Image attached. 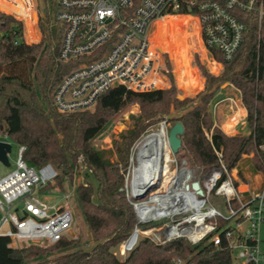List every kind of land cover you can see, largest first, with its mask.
Returning a JSON list of instances; mask_svg holds the SVG:
<instances>
[{
  "label": "trees",
  "instance_id": "1",
  "mask_svg": "<svg viewBox=\"0 0 264 264\" xmlns=\"http://www.w3.org/2000/svg\"><path fill=\"white\" fill-rule=\"evenodd\" d=\"M55 15L47 12L41 17L42 39L28 43L23 23L0 11V137L7 136L12 142L26 146L23 159L29 165L40 168L52 164L61 169V174L46 190L55 186L61 189L65 177L73 179L79 158L97 181L96 188L88 182L77 186L95 245L88 250L57 255L51 261L55 264H175L181 260L184 264H237L227 248H216L208 240L198 244L185 239L157 243L143 237L124 258H119L114 249L136 223L133 206L124 190L130 148L150 127L166 120L172 106L177 114L167 123L181 122L184 127L180 158L205 173L220 166L216 151L222 153L223 164L229 171L237 168L244 156L252 155L254 169L264 179V17L260 20L257 12L239 13L246 28L233 59L226 60L221 51L210 49L222 63L221 74L212 75L197 60L206 82L195 98L180 99L174 87L134 91L115 86L98 99L93 111L63 113L54 106V90L88 58L67 63L59 60L63 27L53 29ZM24 20L28 39H37V34L29 29L30 20ZM225 83L240 92L247 111L248 133L228 135L215 124L211 104ZM133 104L140 106V113L133 116L132 127L113 141L116 155L113 160L112 153L97 149L93 143L110 129L116 116ZM74 243L63 238L47 248L36 244L12 246L8 237L0 236V264H46L43 260L33 263L29 260L43 257L49 251L64 250Z\"/></svg>",
  "mask_w": 264,
  "mask_h": 264
},
{
  "label": "built area",
  "instance_id": "2",
  "mask_svg": "<svg viewBox=\"0 0 264 264\" xmlns=\"http://www.w3.org/2000/svg\"><path fill=\"white\" fill-rule=\"evenodd\" d=\"M56 1L55 21L63 27L59 60L88 58L54 90V106L63 113L94 109L98 99L115 86L157 89L162 70L150 37L156 23L167 16L191 17L204 47L218 49L226 60L234 58L243 42L246 26L239 13L257 12L260 20L264 17V0ZM37 8L36 0H0V9L23 19H32ZM25 150L26 146L19 145L15 169L0 177V236L8 237L11 245L14 241L19 246L52 245L71 235L70 197L64 195L60 203L51 204L40 195L59 172L52 164L29 165L23 159ZM135 154L124 190L136 223L116 255L127 256L146 237L157 243L208 240L216 248H227L237 264H259L264 259L260 237L263 177L260 188L253 190L241 171L224 166L218 151L220 166L205 173L181 160L171 148L168 158L144 170ZM143 175L149 177L148 183L158 181L159 187L144 200H136L142 186L134 190L133 180ZM195 182L201 193L193 187ZM213 198H220L223 208Z\"/></svg>",
  "mask_w": 264,
  "mask_h": 264
},
{
  "label": "rangeland",
  "instance_id": "3",
  "mask_svg": "<svg viewBox=\"0 0 264 264\" xmlns=\"http://www.w3.org/2000/svg\"><path fill=\"white\" fill-rule=\"evenodd\" d=\"M36 2L38 8L36 9L35 14L31 15L33 18L28 19L30 20L31 25L29 29L37 34V39H28L26 20L14 16L23 23L24 38L28 43H38L41 41L42 32L39 25L41 17H43L47 12H49L51 15H54L58 8L56 0H36ZM1 10L3 9H0V11ZM2 12L5 11L3 10ZM5 13L10 14L8 12ZM196 26V22L189 17H177L169 19L167 23H164V25L156 23L150 37L152 48L158 52V61L162 70L160 76L161 82L157 88L168 89L174 87L176 88L177 95L180 99L195 98L205 88L206 78L203 76L200 68L198 67L197 60L205 65L208 71L214 76L221 74L223 68L222 63L218 62L210 50H207L204 47L198 33V26ZM53 27V29L56 30V28L60 26L55 24ZM168 61L170 66L167 63ZM222 88L223 89L218 92L211 104V111L214 119L222 125L223 120L232 117H238L236 122H232L233 129L231 131L234 135L247 133V124L244 123V117L241 116L239 110L241 100L240 92L232 86L228 87L227 83L223 84ZM172 108L174 107L172 106ZM93 110L94 109H92V111ZM139 113L140 106L138 104H133L127 110L120 113L118 116H116V119L110 129L94 141V146L101 151L108 152L109 154L112 153V159L115 160L116 155L114 152L113 141L116 140L122 132H125L132 127L133 116H136ZM176 114L177 111L174 115ZM162 123L163 120L150 127L131 146L129 152V163L124 173V188L126 184L127 172L129 167L132 165L131 158L147 135L152 132H157L161 135V154L164 152V150L169 149L168 136L169 131L174 124L173 122H169L164 126ZM223 128L226 130L225 127ZM227 130H229L228 126ZM18 151L19 144L12 142V151L9 155L10 166L0 164V177L15 169ZM176 155L178 156V154ZM251 156L252 155L244 156L240 160L237 169L252 182V189L257 190L260 188L261 179L258 175V172L254 169ZM180 159L183 160V158ZM188 163L189 165L198 168L197 166L190 163V161H188ZM54 167L61 174V169L57 168L56 166ZM73 175V179L69 177H65L63 179L61 189L58 186H55L49 191L44 189L40 192V195L51 204L60 203L62 196L69 195V204L74 217V225L70 231L71 235L68 239L74 240L76 243L64 250L49 251L43 257L29 260L31 263L37 260H43L46 262V264H55L51 261L53 257L74 251L76 249L88 250L91 249L96 243L92 232L88 227L82 206L80 204L77 186L80 182H88L94 188H96L97 181L93 173L85 167L80 158L78 159L77 165L73 170ZM213 200L217 204L216 206L218 208H223L220 198H213ZM144 227L145 226H143V228ZM260 237L262 240L261 251L264 255V224H262L260 227ZM12 245H17V243L14 241ZM40 246L47 248L53 245ZM118 248L114 249L115 253H117ZM117 256L119 258H124V256ZM259 264H264V259L261 260Z\"/></svg>",
  "mask_w": 264,
  "mask_h": 264
},
{
  "label": "bare ground",
  "instance_id": "4",
  "mask_svg": "<svg viewBox=\"0 0 264 264\" xmlns=\"http://www.w3.org/2000/svg\"><path fill=\"white\" fill-rule=\"evenodd\" d=\"M182 16H167L163 18L162 20H159L157 23L164 24L166 22V19L168 18H177ZM188 17V16H183ZM192 19L191 17H189ZM193 20V19H192ZM241 114V113H240ZM238 118V117H237ZM237 118H233L230 123L228 124V129L232 128V122H236ZM229 122V121H228ZM163 124V123H162ZM161 124V125H162ZM165 126V124H163ZM161 135L157 132H152L149 135H147L142 143L139 145V147L136 150L137 159L140 162V169L144 170L150 165H155L158 163L160 159L163 157L168 158L169 152H170V146L169 149L164 150V152L161 154ZM169 144V142H168ZM149 177L147 175H143L142 179H139L136 177L133 180V189L136 190L138 187H143L148 183Z\"/></svg>",
  "mask_w": 264,
  "mask_h": 264
},
{
  "label": "water",
  "instance_id": "5",
  "mask_svg": "<svg viewBox=\"0 0 264 264\" xmlns=\"http://www.w3.org/2000/svg\"><path fill=\"white\" fill-rule=\"evenodd\" d=\"M176 113L175 109H171V114L167 116L166 121H171ZM184 134V127L181 122H176L169 131L168 142L169 146L174 154H179L182 147V136ZM12 151V143L4 140H0V164L5 166H10L9 155ZM159 187V182H149L145 186H143L137 195L134 197L136 200H144L145 197L156 190ZM195 189H198L201 193L202 191L199 189V184L195 182L193 184Z\"/></svg>",
  "mask_w": 264,
  "mask_h": 264
},
{
  "label": "crops",
  "instance_id": "6",
  "mask_svg": "<svg viewBox=\"0 0 264 264\" xmlns=\"http://www.w3.org/2000/svg\"><path fill=\"white\" fill-rule=\"evenodd\" d=\"M196 27H197V26H196ZM198 33H199V32H198ZM199 39H200V38H199ZM216 96H217V95H216ZM239 110H240V113H241V111H242L241 116L244 117V123H246L247 111H246L245 107L243 106L241 100H240V107H239ZM233 118H234V117L223 120V121H222V122H223L222 125L219 124L215 119H214V121H215V124L218 125V126H219V127H220V128L226 133V134H228V135H234L233 132L231 131L233 128L227 130V126H228V124L230 123V121H231ZM228 121H229V122H228ZM223 127H225L226 130H225ZM247 133H248V131H247ZM9 141H11V140L8 139V142H9ZM258 175L260 176V179H262L261 174L258 173Z\"/></svg>",
  "mask_w": 264,
  "mask_h": 264
}]
</instances>
